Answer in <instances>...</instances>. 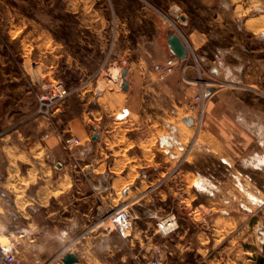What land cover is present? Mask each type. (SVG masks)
<instances>
[{
	"label": "crops",
	"instance_id": "1",
	"mask_svg": "<svg viewBox=\"0 0 264 264\" xmlns=\"http://www.w3.org/2000/svg\"><path fill=\"white\" fill-rule=\"evenodd\" d=\"M138 2L135 24L151 35L114 63V87H87L50 124L0 139V238L25 225L26 264H63L69 252L76 264H145L158 248L162 264H254L248 244L264 248V0ZM173 33L186 58L163 75ZM199 81L213 91L189 127ZM67 135L79 140L71 153ZM121 202L127 239L97 223ZM170 216L177 229L158 233Z\"/></svg>",
	"mask_w": 264,
	"mask_h": 264
},
{
	"label": "rangeland",
	"instance_id": "2",
	"mask_svg": "<svg viewBox=\"0 0 264 264\" xmlns=\"http://www.w3.org/2000/svg\"><path fill=\"white\" fill-rule=\"evenodd\" d=\"M140 9L138 0H0V139L27 123L53 121L55 114L35 116L44 86L55 91L61 84L60 106L96 83L99 91L114 87L120 77L114 63L134 57V43L151 35L150 25L135 24ZM18 226L0 242L14 241L18 264H26V226ZM248 245L254 264H261L264 248Z\"/></svg>",
	"mask_w": 264,
	"mask_h": 264
},
{
	"label": "built area",
	"instance_id": "3",
	"mask_svg": "<svg viewBox=\"0 0 264 264\" xmlns=\"http://www.w3.org/2000/svg\"><path fill=\"white\" fill-rule=\"evenodd\" d=\"M179 59L176 57H170L165 63L159 66V70L163 75H169L173 72ZM61 84H56L54 87L55 91H52L49 86H44L41 88L40 92L37 94V108L35 111V116L42 119H51L53 115L58 111L61 101L63 100L65 93L61 90ZM207 99L206 85L203 81L198 82L196 93L193 96V101L187 106L185 117H191L194 119V125L199 127L201 125L203 115H204V105ZM128 116L127 110H124L117 117L124 119ZM194 116V117H192ZM62 145L65 150L72 152L73 149L78 146V138L67 135L62 138ZM192 143L186 149L187 151L191 148ZM185 151V152H187ZM181 163V162H180ZM179 163V164H180ZM97 223L101 226L105 225L107 228H113L123 239H127L131 234V218L129 214V205L126 202H121L114 206L110 210L104 211ZM156 228L158 233L162 235H167L174 232L177 229V223L175 217L170 216L163 218L156 223ZM15 245L12 241H7L5 243L0 242V264H14ZM68 251L69 248L67 247ZM159 252V249H156ZM66 251H62L64 254ZM145 264H162L160 257L156 255L154 258L148 260Z\"/></svg>",
	"mask_w": 264,
	"mask_h": 264
},
{
	"label": "water",
	"instance_id": "4",
	"mask_svg": "<svg viewBox=\"0 0 264 264\" xmlns=\"http://www.w3.org/2000/svg\"><path fill=\"white\" fill-rule=\"evenodd\" d=\"M168 46L176 58H178L180 60H183L186 58V53H187L186 47H185L183 41L180 39V37L177 34L173 33V34L168 35ZM126 75H127L126 69L121 71V78H122L121 88L124 90H126L128 88V84L125 81ZM212 91H213L212 89H208L206 91V94L208 95V93H210ZM182 121L184 124H186L189 127L194 125V119L191 117H185ZM97 138H98V136H94L93 140H96ZM61 262L63 264H76L79 262V260H78V257L76 255L69 252V253L64 255V257L61 259Z\"/></svg>",
	"mask_w": 264,
	"mask_h": 264
},
{
	"label": "bare ground",
	"instance_id": "5",
	"mask_svg": "<svg viewBox=\"0 0 264 264\" xmlns=\"http://www.w3.org/2000/svg\"><path fill=\"white\" fill-rule=\"evenodd\" d=\"M126 81V80H125ZM129 87V86H128Z\"/></svg>",
	"mask_w": 264,
	"mask_h": 264
}]
</instances>
